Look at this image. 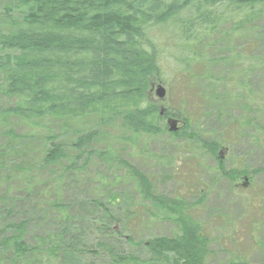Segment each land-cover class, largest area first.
I'll return each mask as SVG.
<instances>
[{
	"label": "trees",
	"instance_id": "obj_1",
	"mask_svg": "<svg viewBox=\"0 0 264 264\" xmlns=\"http://www.w3.org/2000/svg\"><path fill=\"white\" fill-rule=\"evenodd\" d=\"M4 2L0 4V21L7 28L0 33V70H4L0 96L9 103L0 105V264H27L34 253L56 260L69 255L77 259L101 255L108 264H138L141 255L152 264H206L210 240L193 215L198 204L186 197L155 195L150 180L125 161L119 160L128 172L125 177L134 180L142 201L157 210L174 231L168 237L139 243L142 254L125 250L118 240L122 235L117 237L111 226L119 224L117 216L98 204L95 210L102 211L103 218L98 220V228H93V244H84L86 233H77L70 206L62 200V175L49 181L53 200L49 202L48 192L42 198L45 206L36 208L43 216L50 213L58 220L56 231L32 234V220L16 219V191L28 202L40 176L50 168L78 171L90 164L99 135L96 128L105 123L118 120L125 131L137 137L159 132L161 115L146 94L154 81L167 85L169 93L176 94L183 104L185 110L173 116L186 130L194 122L196 110L207 109L212 101L206 86L210 82L225 84L204 69L229 60L218 56L219 48L230 50L238 38L252 33L264 20V0ZM238 58L233 54L230 61ZM253 72L250 65L238 79L227 80L234 100L241 101L243 93L251 98ZM179 86L187 97L189 92L196 93L198 104L193 111L187 110L184 94L182 99L177 95ZM212 107L209 112L218 107L221 114L224 109L218 100ZM11 120L28 121L31 130L41 129L48 147L40 151L37 168L14 163L15 158L22 161L18 148L33 138L34 131L17 133L9 125ZM88 122L93 126L84 130L82 126ZM249 123L234 122L230 132L236 137ZM68 135H72V143L63 139ZM201 145L210 157L219 147L216 140L208 139ZM122 178L116 177L115 182L126 180ZM19 180L21 185L15 186ZM107 180L103 174L96 176L101 187ZM127 244L133 245L130 237Z\"/></svg>",
	"mask_w": 264,
	"mask_h": 264
},
{
	"label": "rangeland",
	"instance_id": "obj_2",
	"mask_svg": "<svg viewBox=\"0 0 264 264\" xmlns=\"http://www.w3.org/2000/svg\"><path fill=\"white\" fill-rule=\"evenodd\" d=\"M0 4H5L4 0H0ZM13 13L16 17L17 12ZM6 28L5 22L0 21V33H4ZM2 52L0 51V56L3 55ZM231 52L232 57L233 54L239 56V61H230ZM218 53L219 57L230 59L217 62L214 67L209 66L204 70L208 69L217 76L216 79L222 78L218 82L224 81L225 84L210 82L206 86L205 91L212 103L209 102L207 109L196 110L191 126L183 130L182 121L173 116L185 110L183 104L175 98L176 94L169 93L167 85L154 81L147 88L146 94L157 105L161 114L159 132L133 136L122 128V122L118 120L97 127L99 135L93 145L91 163L78 171L63 170L62 167L44 171L38 185L32 189L33 195L28 202L23 200L22 192L16 191L19 204L15 218L32 220V234L56 231L58 220L50 213L43 216L42 211L36 208L43 205L42 198L48 192L49 202L53 200L55 193L49 181H55L56 177L62 175V200L70 206L73 224L78 226L77 233H86L84 244H93L92 235H96L93 228H98L95 226L103 218L104 213L99 209L95 210V205L98 204L117 216L119 224L113 223L111 226L118 232L117 237L122 235L118 240L125 246V250L142 254L144 249L139 247V243L168 237L174 231L157 210L142 201L134 180L125 177L124 174L128 172L119 164L120 160L144 174L152 183L155 195L186 197L198 204L193 215L210 240V256L206 264H264V20L260 21L252 33L238 38L230 46V50L221 46ZM5 54H8L7 51ZM250 65L254 68L249 79L251 98L247 99V94L241 91L243 99L234 100V94L229 91L231 84L227 80L238 79ZM1 84H4L2 69ZM157 86L164 89L163 100L156 96ZM176 92L179 97L184 94L183 98H187L186 101L183 99L187 110L193 111L192 107L198 104L196 93L189 92L187 97L180 86ZM216 100L224 107L221 114L218 107L209 112V109H214L212 106ZM8 103L0 96L1 106L5 107ZM169 120L177 121L175 132L169 131ZM247 121L250 123L238 132V136L235 137L230 132L229 127L234 122ZM30 124L24 120H11L9 123L15 132L22 134L34 131ZM92 126L88 122L82 128L89 130ZM40 127L44 128V124ZM40 130L34 131L33 138L25 140L18 148L22 161L15 158L16 165L27 163L31 167H38L40 151L48 147V143L41 138ZM63 139L70 143L74 140L72 135ZM207 139L219 143L214 157H210L202 148L201 144ZM98 174L108 178L103 187L96 182ZM116 177L126 180L115 182ZM9 182L10 180L4 187ZM19 184L21 185V180L15 186ZM3 194L2 192L1 196ZM2 207H5L4 203ZM85 221L90 224L86 225ZM129 237L133 245L127 244ZM43 256V253H34L27 264H108L101 255H81L79 259L69 255L61 258V263L55 258ZM141 256L142 260L138 264H152ZM22 264L26 262L22 261Z\"/></svg>",
	"mask_w": 264,
	"mask_h": 264
},
{
	"label": "water",
	"instance_id": "obj_3",
	"mask_svg": "<svg viewBox=\"0 0 264 264\" xmlns=\"http://www.w3.org/2000/svg\"><path fill=\"white\" fill-rule=\"evenodd\" d=\"M156 96H157V98L160 99V100H163V99H164L165 92H164V89H163L161 86H157V87H156ZM160 115H161V114H160ZM168 124H169V126H170L169 131H170V132H175L176 129H177V127H176V125H177V121H175V120H169V121H168Z\"/></svg>",
	"mask_w": 264,
	"mask_h": 264
}]
</instances>
